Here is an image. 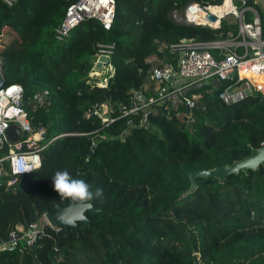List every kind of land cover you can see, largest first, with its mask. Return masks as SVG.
I'll list each match as a JSON object with an SVG mask.
<instances>
[{
	"label": "trees",
	"instance_id": "trees-1",
	"mask_svg": "<svg viewBox=\"0 0 264 264\" xmlns=\"http://www.w3.org/2000/svg\"><path fill=\"white\" fill-rule=\"evenodd\" d=\"M72 1L0 0L5 84L22 85L29 120L44 131L41 143L53 138L37 167L0 173V238L54 212L55 204L69 203L53 189L57 171L68 170L90 191L102 189L103 196L90 201L102 211L87 209L91 223L79 221L78 232L44 223L22 253L0 250V264H194V252L202 264H264L263 165L230 173L222 182L196 177L197 188L180 197L190 185V170L230 163L261 145L264 93L226 103L218 91L227 81H211L194 89L200 97L188 125L175 109L157 104L146 127L134 124L120 136L129 116H119V105L143 86L154 64L175 62L170 43L223 39L229 30L237 31V23L223 18L210 27L173 16L174 8L192 0H116L110 29L88 18L57 40L54 28ZM247 3L256 6L254 0ZM99 41L113 43V73L105 87L87 82ZM211 51L220 57L219 50ZM243 72L256 79L246 66ZM103 101L112 121L90 111Z\"/></svg>",
	"mask_w": 264,
	"mask_h": 264
},
{
	"label": "built area",
	"instance_id": "built-area-1",
	"mask_svg": "<svg viewBox=\"0 0 264 264\" xmlns=\"http://www.w3.org/2000/svg\"><path fill=\"white\" fill-rule=\"evenodd\" d=\"M12 3L14 0H5ZM229 3V9L223 15L209 11L211 5H222ZM191 4L203 9L206 13L215 15V20L201 21L194 19L190 9ZM116 0H74L70 2L60 22L54 28V35L57 40L66 38L72 28L81 21L88 18H96L103 28L110 29L115 15ZM250 12V17L246 13ZM185 18L210 27H217L221 20L231 16L236 22L237 31H228V36L215 40H183L170 43L167 47L174 54L175 62L162 60L154 64L148 74V79L143 86L131 90L128 102L119 105V116H129L127 127L121 132L124 136L127 128L137 124L146 127L149 123L148 114L157 104L175 109L177 116H183L188 125L194 120L192 108L196 105L200 92L194 90L198 87L215 81L220 84L227 81L218 91L219 98L230 103L248 93L260 91L264 93V28L257 9L247 3V0H222L216 4L202 5L196 0L189 1L184 7ZM211 48L220 51V57L215 56ZM113 43L99 41L94 52V62L89 71L87 82L91 85L107 86L108 78L113 73L111 54ZM100 55H105L106 60H100L101 66L96 67L95 63ZM249 62L252 71L256 75L263 76V84L258 83L253 76L242 71L245 63ZM98 68H107V75L99 74ZM234 72L233 75H230ZM169 76L171 79L169 80ZM151 90V92H148ZM23 87L20 83L4 84L0 88V164L6 163L9 171L0 166V173L7 175L9 172L29 171L40 163V152L53 138L41 143L43 139V128H35L29 120L26 108L23 106ZM41 94L36 95L40 99ZM186 107V111L180 107ZM90 111L101 117L103 122L112 121L109 105L106 101L94 103ZM132 117L137 118V122ZM16 122L27 134L17 142H10L5 136V130L10 123ZM59 133L57 136L62 135ZM264 145V140L261 141ZM92 149V148H91ZM23 157L30 162L27 169H17L14 166L16 158ZM16 179V175L7 177V183ZM48 223L44 214L41 219L30 223L27 227L16 225L9 232L8 238H0V250L24 251L25 246H30L43 230V224ZM49 224V223H48ZM50 225V224H49Z\"/></svg>",
	"mask_w": 264,
	"mask_h": 264
},
{
	"label": "water",
	"instance_id": "water-1",
	"mask_svg": "<svg viewBox=\"0 0 264 264\" xmlns=\"http://www.w3.org/2000/svg\"><path fill=\"white\" fill-rule=\"evenodd\" d=\"M208 19L215 20V15L212 13L207 14ZM197 23V22H196ZM100 60H106L105 55H100L99 60L96 61L95 66L100 67L101 63ZM234 72H231L230 75H233ZM171 76H169V80ZM5 84V79L2 73V64H0V88ZM23 102V101H22ZM27 131L22 130L20 125L16 122H12L5 130V136L10 142H17L19 141L23 135H26ZM92 150H90V153ZM264 166V145L260 146H252L251 151L238 159L233 160L230 163L216 165L212 168L208 169H192L188 172V176L190 178V185L189 187L180 194V197L186 196L187 194L193 192L197 188V180L196 177L200 176H213L218 178L219 181H224L230 173H237L240 169L244 170L246 173L249 172L250 169H256L259 165ZM91 205L89 207L88 205ZM89 209L92 213L102 211L99 207H94L90 201H78L73 200L72 198L69 199V203L60 206L59 204H55V211L50 212L46 211L44 213L47 222L53 226H61L67 227L72 226L75 231L78 232V222L81 221L84 224L88 225L91 223L90 219L86 216L85 211ZM76 211H82L84 217L86 219L76 220L74 224L66 223L65 221L69 218V216L73 215ZM193 261L194 264H202L199 260V256L196 252L193 253Z\"/></svg>",
	"mask_w": 264,
	"mask_h": 264
},
{
	"label": "clouds",
	"instance_id": "clouds-1",
	"mask_svg": "<svg viewBox=\"0 0 264 264\" xmlns=\"http://www.w3.org/2000/svg\"><path fill=\"white\" fill-rule=\"evenodd\" d=\"M1 153V152H0ZM53 189L64 198H72L78 201H91L94 198L102 197L103 190L97 188L95 192L90 191V185L82 179H74L68 170L57 171L52 178ZM91 207V205H88ZM86 219L82 211H76L65 221L74 224L76 220Z\"/></svg>",
	"mask_w": 264,
	"mask_h": 264
},
{
	"label": "bare ground",
	"instance_id": "bare-ground-1",
	"mask_svg": "<svg viewBox=\"0 0 264 264\" xmlns=\"http://www.w3.org/2000/svg\"><path fill=\"white\" fill-rule=\"evenodd\" d=\"M190 9L191 11L193 12V15H194V19H199L201 21H208L207 17H206V13L203 9L197 7V6H194L193 4H191L190 6ZM229 9V3H225V4H222V5H211L209 6V11L215 13V14H218V15H223V13L225 11H227ZM247 67V69H249L251 72L252 71V68L249 64V62L245 63L244 66L242 67V69L244 67ZM257 78L255 79L258 83H261L259 79L263 78V76H260V75H257L256 76ZM14 166L17 168V169H27L30 167V162H28L25 158L23 157H19V158H16L14 160Z\"/></svg>",
	"mask_w": 264,
	"mask_h": 264
},
{
	"label": "rangeland",
	"instance_id": "rangeland-1",
	"mask_svg": "<svg viewBox=\"0 0 264 264\" xmlns=\"http://www.w3.org/2000/svg\"><path fill=\"white\" fill-rule=\"evenodd\" d=\"M255 1V7H257L260 11H261V13L263 14V17H264V0H254ZM188 3V2H187ZM186 5V4H185ZM185 5L184 6H182V7H177V8H174L173 10H172V14H173V16H175L176 18H179V19H182V18H185V15H184V7H185ZM226 18H228V19H232L231 18V16H228V17H226ZM193 22H195V21H193ZM6 40H8L9 38H10V35L9 34H7V33H5L4 34V36H3ZM155 60V59H154ZM98 72H99V74H102V75H107L108 74V70H107V68H98V69H96ZM0 166L3 168V169H7L6 168V164L5 163H2V165L0 164Z\"/></svg>",
	"mask_w": 264,
	"mask_h": 264
},
{
	"label": "crops",
	"instance_id": "crops-1",
	"mask_svg": "<svg viewBox=\"0 0 264 264\" xmlns=\"http://www.w3.org/2000/svg\"><path fill=\"white\" fill-rule=\"evenodd\" d=\"M242 71H243V69H242ZM252 76V75H251ZM257 78V77H256ZM260 80V84L262 85L263 84V78H261V79H259ZM258 81V80H257Z\"/></svg>",
	"mask_w": 264,
	"mask_h": 264
}]
</instances>
